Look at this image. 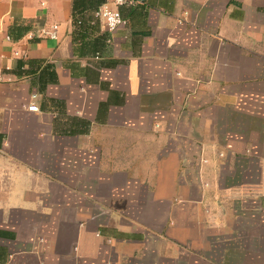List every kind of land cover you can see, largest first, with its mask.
Segmentation results:
<instances>
[{"label": "crops", "instance_id": "1", "mask_svg": "<svg viewBox=\"0 0 264 264\" xmlns=\"http://www.w3.org/2000/svg\"><path fill=\"white\" fill-rule=\"evenodd\" d=\"M106 1L0 0V264H264V0Z\"/></svg>", "mask_w": 264, "mask_h": 264}, {"label": "built area", "instance_id": "2", "mask_svg": "<svg viewBox=\"0 0 264 264\" xmlns=\"http://www.w3.org/2000/svg\"><path fill=\"white\" fill-rule=\"evenodd\" d=\"M138 2L139 0H107L98 10H96L95 14L103 21L104 26L108 30L114 31L127 23V20L123 18L118 7L123 5H135ZM57 28L58 26L54 25L53 30H43V33L55 38L57 35ZM36 96L37 95L34 94L33 98ZM28 108L31 111L39 110V107L35 103L30 104Z\"/></svg>", "mask_w": 264, "mask_h": 264}]
</instances>
